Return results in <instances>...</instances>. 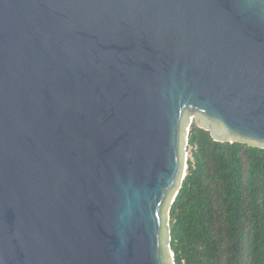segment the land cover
Wrapping results in <instances>:
<instances>
[{"label":"water","instance_id":"95a60500","mask_svg":"<svg viewBox=\"0 0 264 264\" xmlns=\"http://www.w3.org/2000/svg\"><path fill=\"white\" fill-rule=\"evenodd\" d=\"M193 122L264 147V0H0V264H176Z\"/></svg>","mask_w":264,"mask_h":264},{"label":"trees","instance_id":"16d2710c","mask_svg":"<svg viewBox=\"0 0 264 264\" xmlns=\"http://www.w3.org/2000/svg\"><path fill=\"white\" fill-rule=\"evenodd\" d=\"M188 150L170 211L176 264H264V147L193 122Z\"/></svg>","mask_w":264,"mask_h":264},{"label":"rangeland","instance_id":"374dc122","mask_svg":"<svg viewBox=\"0 0 264 264\" xmlns=\"http://www.w3.org/2000/svg\"><path fill=\"white\" fill-rule=\"evenodd\" d=\"M188 147V146H187ZM189 150H188V148H187V150H186V157L188 158L189 157V152H188Z\"/></svg>","mask_w":264,"mask_h":264}]
</instances>
